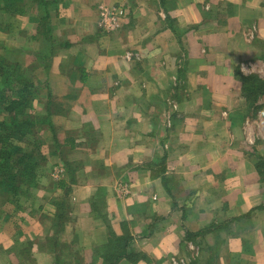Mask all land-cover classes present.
Masks as SVG:
<instances>
[{"label":"crops","instance_id":"1","mask_svg":"<svg viewBox=\"0 0 264 264\" xmlns=\"http://www.w3.org/2000/svg\"><path fill=\"white\" fill-rule=\"evenodd\" d=\"M102 5L125 9L112 33L98 27ZM56 6L51 27L65 47L49 61L55 99L45 108L66 155L46 157L50 167L72 165L75 181L66 172L60 187L42 172L31 209L0 225V246L32 240L35 264H51L56 251L40 245L54 237L69 264H79L77 252L80 264H102L93 250L104 251L107 223L117 235L124 224L128 250L145 258L118 264H264V218L255 209L264 185L249 153L264 154V96L247 102L234 76L238 67L264 79V0ZM209 7L214 13L203 12Z\"/></svg>","mask_w":264,"mask_h":264},{"label":"trees","instance_id":"2","mask_svg":"<svg viewBox=\"0 0 264 264\" xmlns=\"http://www.w3.org/2000/svg\"><path fill=\"white\" fill-rule=\"evenodd\" d=\"M59 0H0V32H8L12 26L18 21L19 15L28 12V8H34L36 14L34 19L37 22L36 33L42 36L49 34L48 38L43 41L50 45L43 48L44 52L36 54L38 60H49L53 55V50L58 44H54L51 35L53 30L51 27V18L57 14V3ZM40 10V13H39ZM38 11V13H37ZM54 37V36H53ZM34 38V37H33ZM61 46H64L61 45ZM7 51V49H5ZM11 50V49H10ZM47 50V52H46ZM12 52L14 49L11 50ZM45 54V55H44ZM48 55V56H47ZM9 57L0 59V208L6 211V215L2 214L4 221L10 218L9 206L16 208L24 198L32 196L31 191L39 187V178L41 169V161L45 160L42 155L39 158L35 155V150L39 148V142L36 140V129L39 126H46L55 138V127L51 120V113L44 115H36L34 110L35 100V82L32 69L29 66L18 65L13 67L14 62L9 61ZM19 61V60H18ZM43 61V62H44ZM238 70V71H237ZM235 74L241 82L242 93L247 99H252L256 94H264V80L256 75H245L240 72L239 68H235ZM257 98V97H256ZM254 100V99H253ZM32 139V140H30ZM28 143H33L29 145ZM25 144L27 146H24ZM31 146V147H30ZM255 167L259 173L261 166L264 164V155H257ZM46 161V160H45ZM162 171H165L164 157L161 158ZM67 166V163H66ZM71 168V169H70ZM68 181L74 182V171L72 165L67 166ZM264 176V175H263ZM162 181L165 178L162 177ZM63 179L57 181V185L64 187ZM64 203L60 209H62ZM263 209L264 203L256 207ZM9 214V215H8ZM8 222V221H6ZM211 227L202 229L196 233H186V240L196 235L203 234ZM108 240L104 247V251L100 257L102 264H118L123 258L135 263L140 260L141 255L132 251L130 248L133 236L124 232L122 236H117L109 223H107ZM29 249L31 243L27 242ZM58 245V244H57ZM23 246L22 251H26ZM18 252V250H16ZM76 259L81 260L77 252ZM53 264H62L58 260ZM69 264V263H68Z\"/></svg>","mask_w":264,"mask_h":264},{"label":"rangeland","instance_id":"3","mask_svg":"<svg viewBox=\"0 0 264 264\" xmlns=\"http://www.w3.org/2000/svg\"><path fill=\"white\" fill-rule=\"evenodd\" d=\"M203 12L204 13H214V9L209 7L208 10H204ZM37 13H38V11H37ZM39 13H40V10H39ZM34 14H36L35 7L33 9L28 8L27 13H25L23 15H19L18 21H16V23H14V25L12 26V29H10L8 32H0V59L5 58V56H7V57H9L8 58L9 61L14 62L13 64H15V65H13V67L16 68L18 65L22 64L24 66H29V68L32 69V72L34 75L33 80L36 84L35 89H34L35 100L33 103V105H34L33 112L36 115L37 114L38 115L39 114L44 115L48 112L45 108V104L51 103V101L53 99H55V96H53L52 91H51V86H50V83L48 81V74H47L50 67H51V65H49L50 56L48 57L49 60L44 61V59H43L44 62L41 60H39L40 62H37L36 61L37 58L35 59V57H36L37 53H40V52L45 53V51H43V48L48 47L50 45L51 39L48 38L50 36L49 34H47L45 37V36H42V35L36 33L37 22L34 19ZM213 17H214V15L213 16H209V15L203 16V22L208 21V20L212 19ZM219 21L221 23L226 22L225 20H222V18ZM195 27L197 28L198 26H195ZM53 36H54V34L51 35V38L53 39L54 44H58V46H56L55 49L53 50V54H54V51H56L57 48H63V47H65V45L63 47H60L61 45H63L62 43H60V39H56V36H54V37ZM45 38L50 39L49 44L45 45V42L43 41ZM262 45L264 46V42L262 43ZM5 49H7V51ZM10 49L11 50L14 49V51L12 52ZM46 52H47V50H46ZM179 54H181L180 56H182V55L187 56L186 51L185 52L179 51ZM236 69H238V67H236ZM246 75L248 76L250 74H246ZM251 75L258 76L257 74H251ZM234 76H235L236 80H238L240 82L238 76L236 74H234ZM240 84H241V82H240ZM241 92H242V88H241ZM242 95H243V93H242ZM259 96H264V94H256L255 96H252V99H250V100L247 99L245 97V95H243V97L246 99V101L251 102V103H254V101H256ZM54 102H55V100H54ZM60 102L62 104H64V102L62 100H60ZM52 109L55 111H60L59 110L60 108H57V107H54V108L52 107ZM0 117H2V116L0 115ZM63 130L64 129H62V131ZM36 131L37 132L35 135L37 138L36 140L39 142V144H38L39 148H37L35 150V155L38 158L40 156L44 155L46 158L45 159L46 161L45 160L41 161L42 167H41V169H39L40 175L42 172H46V175H49L50 177H52L54 182H57V181L61 180L64 175H66L67 166L65 163L56 162L55 164H52V166L50 167L49 166L50 163L48 162L46 155H66L65 148H64V139L65 138H64L63 134L60 132V130L58 131V129L56 127H55L56 141L54 140V136L47 129L46 126H39L36 129ZM30 140H32V139H30ZM28 144L31 145L33 143H28ZM22 145L27 146L25 144H22ZM253 148H254V146H253ZM249 153L254 154V155H260V154H256L255 150H253L252 152H249ZM159 159H160V157H159ZM158 165H160V164L158 163ZM48 168H50V170ZM73 168H76V167L73 166ZM56 169L62 171V173L59 175V177H55V175H54L55 174L54 171ZM260 171L262 172V174L259 173L260 183L264 185V176H263L264 175V164L261 166ZM120 183H125V182L124 181H118L117 184L115 185V189H116V186ZM31 193H32V196L30 198L33 199V192H31ZM30 198L22 199L20 202V205L17 208L15 206L13 207V205L4 206V208L7 206L10 207L9 208L10 218L8 219L9 221L13 222L15 219L14 216L18 217L19 215H21L26 210H29V208L31 209V204L29 202ZM263 203H264V201H263ZM255 209H257V208H255ZM257 213H258L257 217L264 218V208L261 211H257ZM2 214L6 215V211H3L2 208H0V225L4 221L3 218H5L2 216ZM121 228H122V232H123L121 235H117L114 232L117 236H122L124 234V232L132 235L130 230L127 229L124 224L121 225ZM27 242L31 243L30 249H29V245H27ZM23 246H25L27 248L26 251H22ZM33 247H34V243L32 242V240H24V241L16 240L14 242V244L11 247H9L8 249L0 246V264H35V260H37V259L34 257ZM40 248L43 251L50 250V249L54 253L56 251L57 254L55 253L56 256L54 258V261H52L51 264H53L57 260L62 264H68L67 259L62 254L65 250V245L58 243L54 237L48 238L46 243H41ZM199 249H202V247H199ZM16 250H18V252H16ZM131 250L134 252H137L133 249H131ZM93 253H95V256H97V257H95V260H102L100 255H102L103 252H101L99 249L95 248L93 250ZM137 253H139V252H137ZM139 255H141L140 259L145 258L142 253H139ZM80 261L81 260H79L77 262H79V264H80ZM185 262H186L185 258L184 257L181 258L180 264H185ZM41 263L45 264L44 259H42Z\"/></svg>","mask_w":264,"mask_h":264},{"label":"built area","instance_id":"4","mask_svg":"<svg viewBox=\"0 0 264 264\" xmlns=\"http://www.w3.org/2000/svg\"><path fill=\"white\" fill-rule=\"evenodd\" d=\"M124 16L125 9L122 6L102 5L100 7L98 27L104 33H112L120 28ZM54 173L55 177H59L62 171L56 169ZM116 191L120 196H125L129 193V187L125 183H120L116 186Z\"/></svg>","mask_w":264,"mask_h":264}]
</instances>
